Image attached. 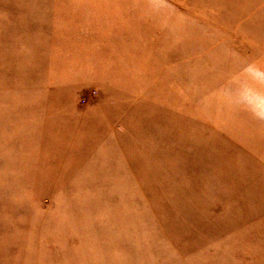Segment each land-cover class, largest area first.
<instances>
[{
  "label": "rangeland",
  "instance_id": "374dc122",
  "mask_svg": "<svg viewBox=\"0 0 264 264\" xmlns=\"http://www.w3.org/2000/svg\"><path fill=\"white\" fill-rule=\"evenodd\" d=\"M0 264H264V0H0Z\"/></svg>",
  "mask_w": 264,
  "mask_h": 264
},
{
  "label": "bare ground",
  "instance_id": "6f19581e",
  "mask_svg": "<svg viewBox=\"0 0 264 264\" xmlns=\"http://www.w3.org/2000/svg\"><path fill=\"white\" fill-rule=\"evenodd\" d=\"M87 10L89 11L88 13H90V12H95V11H94L95 9H93V8H87ZM108 11H109V10H107V9L104 8L103 11L101 12V14H102V15H104L105 13L108 14ZM97 12H98V11H97Z\"/></svg>",
  "mask_w": 264,
  "mask_h": 264
}]
</instances>
